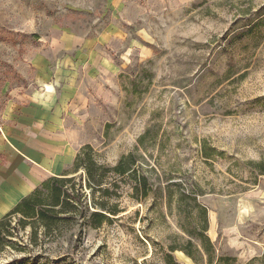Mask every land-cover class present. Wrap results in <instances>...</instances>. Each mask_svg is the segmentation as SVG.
<instances>
[{"label": "rangeland", "instance_id": "rangeland-1", "mask_svg": "<svg viewBox=\"0 0 264 264\" xmlns=\"http://www.w3.org/2000/svg\"><path fill=\"white\" fill-rule=\"evenodd\" d=\"M70 58L92 60L74 68L78 153L91 148L102 186L71 174L78 216L46 236L14 216L0 264H264V0H0V134L37 90L34 64ZM130 155L139 195L100 168ZM183 196L208 211L209 255L184 231L204 221ZM93 202L117 214L93 228ZM189 240L196 260L170 251Z\"/></svg>", "mask_w": 264, "mask_h": 264}, {"label": "crops", "instance_id": "crops-1", "mask_svg": "<svg viewBox=\"0 0 264 264\" xmlns=\"http://www.w3.org/2000/svg\"><path fill=\"white\" fill-rule=\"evenodd\" d=\"M89 64L91 58L55 64L45 59L34 64L37 90L29 100L23 102L20 96L21 101L14 102V124L0 134V156L8 161L0 167V219L46 180L72 174L85 141L83 107L87 103L84 84L74 68Z\"/></svg>", "mask_w": 264, "mask_h": 264}, {"label": "trees", "instance_id": "trees-1", "mask_svg": "<svg viewBox=\"0 0 264 264\" xmlns=\"http://www.w3.org/2000/svg\"><path fill=\"white\" fill-rule=\"evenodd\" d=\"M90 149L89 146H86L81 153L77 154L73 167L74 173L72 174L78 173L81 169H84L88 174L90 183L95 182L98 187H101V180L98 181L99 176L96 163L93 161L89 153H87ZM87 155L88 157L85 158ZM135 165L136 161L133 156L130 155L123 157L117 165L112 168H100L101 170H105V172H112L117 176L135 178L134 192L139 195V193L145 189L147 180L141 178L135 173ZM69 176L70 175L52 177L46 180L34 192L23 198L9 214L0 219V252L5 249L6 245H10L9 243H11L10 241L14 234L9 227L11 225V219L16 215L22 217L20 225H22L23 228L31 226L37 235L36 232L39 227L44 230L45 236L55 229H60V226L65 225L66 222H70L78 216V200L75 196L73 197V194H71L68 185L72 183L73 178H70ZM88 187L94 192L93 185H89ZM104 191L105 193H108V189H105ZM144 195H147V192H144ZM183 197L184 200H188L189 198L193 201V204L199 209L200 216L204 221V226L200 233H195L193 231L188 232L186 229H184V231L194 239L201 240L203 242V251L209 255L213 251V244L205 235L208 227V211L204 207L202 208L198 205L195 197ZM92 208L94 209L93 211L91 210V206L85 205V213L82 212V215L88 214L90 221L89 224L93 228L100 227L110 220L109 218L111 215L117 214V211L110 210L104 204H97L96 202L92 203ZM178 249L184 252L186 256H190L193 260H196V253L201 254L192 240H189L187 246L184 248L171 247L170 251L174 252ZM166 257L171 264L176 263L175 258L170 254H167Z\"/></svg>", "mask_w": 264, "mask_h": 264}]
</instances>
